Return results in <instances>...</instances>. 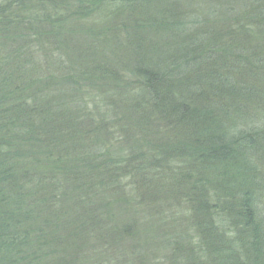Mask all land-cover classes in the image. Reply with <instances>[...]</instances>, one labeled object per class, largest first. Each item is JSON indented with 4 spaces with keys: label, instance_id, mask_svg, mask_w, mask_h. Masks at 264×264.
Instances as JSON below:
<instances>
[{
    "label": "trees",
    "instance_id": "obj_1",
    "mask_svg": "<svg viewBox=\"0 0 264 264\" xmlns=\"http://www.w3.org/2000/svg\"><path fill=\"white\" fill-rule=\"evenodd\" d=\"M263 167L264 0H0V264H264Z\"/></svg>",
    "mask_w": 264,
    "mask_h": 264
},
{
    "label": "rangeland",
    "instance_id": "obj_2",
    "mask_svg": "<svg viewBox=\"0 0 264 264\" xmlns=\"http://www.w3.org/2000/svg\"><path fill=\"white\" fill-rule=\"evenodd\" d=\"M264 168V167H263ZM143 230H141V233H142ZM142 239L143 241L141 242H144L147 244V248L149 249V251H153V247H156L158 246V244L160 243V240L159 239H155V238H149L147 236H142Z\"/></svg>",
    "mask_w": 264,
    "mask_h": 264
}]
</instances>
